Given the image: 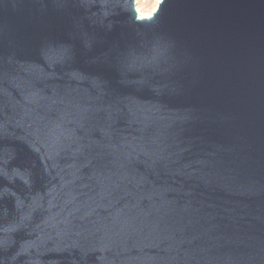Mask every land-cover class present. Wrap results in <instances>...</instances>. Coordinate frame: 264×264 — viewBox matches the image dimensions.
<instances>
[{
	"label": "water",
	"instance_id": "95a60500",
	"mask_svg": "<svg viewBox=\"0 0 264 264\" xmlns=\"http://www.w3.org/2000/svg\"><path fill=\"white\" fill-rule=\"evenodd\" d=\"M0 0V264H264V0Z\"/></svg>",
	"mask_w": 264,
	"mask_h": 264
},
{
	"label": "rangeland",
	"instance_id": "374dc122",
	"mask_svg": "<svg viewBox=\"0 0 264 264\" xmlns=\"http://www.w3.org/2000/svg\"><path fill=\"white\" fill-rule=\"evenodd\" d=\"M159 0H135L138 12L141 16L150 15L156 8Z\"/></svg>",
	"mask_w": 264,
	"mask_h": 264
},
{
	"label": "bare ground",
	"instance_id": "6f19581e",
	"mask_svg": "<svg viewBox=\"0 0 264 264\" xmlns=\"http://www.w3.org/2000/svg\"><path fill=\"white\" fill-rule=\"evenodd\" d=\"M137 11H138V9H137ZM139 13V12H138ZM139 16L140 17H148V16H150V15H143V16H141L140 14H139Z\"/></svg>",
	"mask_w": 264,
	"mask_h": 264
},
{
	"label": "built area",
	"instance_id": "2783aa9c",
	"mask_svg": "<svg viewBox=\"0 0 264 264\" xmlns=\"http://www.w3.org/2000/svg\"><path fill=\"white\" fill-rule=\"evenodd\" d=\"M159 1H160V0H159ZM159 1H158V2H159ZM135 3H136V2H135ZM135 7H136V10H137V6H136V5H135ZM137 13H138V11H137ZM138 15H139V13H138ZM150 15H151V14H150Z\"/></svg>",
	"mask_w": 264,
	"mask_h": 264
}]
</instances>
